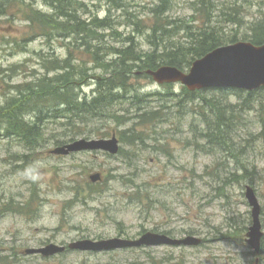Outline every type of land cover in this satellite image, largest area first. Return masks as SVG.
<instances>
[{
	"label": "rangeland",
	"instance_id": "rangeland-1",
	"mask_svg": "<svg viewBox=\"0 0 264 264\" xmlns=\"http://www.w3.org/2000/svg\"><path fill=\"white\" fill-rule=\"evenodd\" d=\"M78 1L86 12L82 14L83 19L87 20L92 16L98 19L109 17L114 25L113 30L120 34V37L110 36V30L101 31L100 33L105 35L104 47L125 46L122 40L132 36L139 48H151L145 41L148 30L139 35L134 28L151 25V14L148 10L160 0H124L123 3L127 6L125 12L110 10L105 0ZM196 2L197 0H168L170 10L165 15L173 22L177 20L176 24L191 22L190 25L196 29L203 24V20L191 9L192 4ZM218 2L222 3L221 6H228L232 0ZM43 3L36 0L34 8L38 11H49ZM239 5L244 9L242 16L238 17L243 19V22L240 21L241 27L234 23H218L219 19H215L217 16L214 15L218 14L216 11L212 14L210 29L223 26L219 34L223 32L229 37L236 31L239 41H242L251 23L264 17V0L240 1ZM134 17L140 19L139 26L131 22L136 21ZM10 21L11 30L7 33L17 40L18 45H12V49H9L10 46H3L0 39V46L3 47L0 49V72L3 70L0 73V86L2 80L13 85L39 77L43 74L39 67L40 58L52 54L64 57L65 52L60 42L67 44L66 40L58 39L49 47L42 37H37L27 43L22 51L20 47L23 44L20 39L23 32L29 33V29L24 21ZM0 33L5 34L1 30ZM173 35L181 37L184 33L178 29ZM12 65H23L24 68H17L12 74L7 72ZM188 69L184 71L187 73ZM97 73L95 72L94 76ZM135 83L132 84L141 96L156 93L166 96L169 91L168 88L146 79ZM94 84L95 80H89L82 93L91 97ZM171 86L176 95L181 92V86L178 84ZM4 87H0V108L7 99V96L1 93ZM204 91L205 97L221 98L218 91ZM148 99L151 103L149 105L155 108L153 110H157L159 103L155 96ZM234 103V97H230L229 100H221L219 106L222 108ZM26 104L29 106L24 113L27 118L34 105L29 102ZM167 104L172 106V103ZM175 112L171 107L165 114L167 121L141 130L143 134L150 136L142 143H120L121 154L116 156L109 157L100 151L56 156L50 154L51 149L63 145H56L52 140L47 141L35 155H31L21 150L13 141L0 142V212L9 200L16 204H26L32 199L33 193L35 200L30 202L29 209L31 207L36 213L31 219L11 212L0 214V264H145L148 256L158 263L169 258L168 263L164 262L166 264H255L256 261V264H264V251L256 257L244 241L247 229L251 226V219L250 208L243 196L244 185L255 189L261 207L260 219L264 233V155L256 145L248 152L251 154H241L244 157L240 159L243 165L247 166L248 170L253 166L262 179L252 178L240 185L230 184L225 189L227 198H220L214 190L218 183L210 179V174L216 171L221 177H231L232 173L240 175L242 172L233 166L231 160H226L221 150L216 148L203 153L199 149L202 141L195 137L193 130L201 126L193 119L195 111L181 118ZM241 115L245 122L234 129L233 142L243 141L247 131L257 132L256 113ZM193 123L195 125H192ZM99 124L95 125L101 127ZM134 124H137L136 121L116 127L110 125L107 132L109 137L105 139H109L111 134L118 138V133L129 131ZM47 127L48 135L60 133L58 124H50ZM102 131L106 132L107 129ZM89 139L98 138L91 136ZM240 145L237 144V147ZM16 154L14 159L12 156ZM23 155L25 158L21 157ZM220 162L227 167L219 166ZM95 174L101 175L99 183L102 186L99 188L100 194L90 196L87 192L89 176ZM237 227L238 232L235 231ZM148 230L159 233L168 231L178 238L183 237L187 231H192L193 236L206 242L196 248L184 249L161 246L103 254L67 252L50 259L25 255L26 250L38 248L46 241L67 245L79 238H137L141 232ZM225 234L227 236L223 237Z\"/></svg>",
	"mask_w": 264,
	"mask_h": 264
},
{
	"label": "trees",
	"instance_id": "trees-1",
	"mask_svg": "<svg viewBox=\"0 0 264 264\" xmlns=\"http://www.w3.org/2000/svg\"><path fill=\"white\" fill-rule=\"evenodd\" d=\"M35 1L0 0V30L5 33H0L2 45L10 46L9 49H12V45H18L17 40L11 38L7 32L11 30L10 19H19L24 21L29 29V35L21 33L22 51L25 50L27 43L42 37L49 47L58 39L66 40L67 44L60 42L65 54L64 57L55 54L41 57L39 67L43 74L25 83L11 85L2 80L1 86L5 87L1 93L7 96V99L0 108V142L13 141L21 150L35 155L47 141L52 140L56 145H63L74 142L79 137L108 138L110 125L116 127L136 121L137 124H134L129 131L118 133V139L120 143L127 145L136 141L142 143L150 136L143 134L141 130L150 129L167 121L166 111L172 107L180 118L195 111L193 119L201 126L193 130L195 137L202 141L199 149L203 153L211 152L216 148L221 150L226 160H231L233 166L242 172L240 175L232 173L231 177L229 175L221 177L216 171L211 173L210 179L218 183L214 189L217 196L227 198L225 189L230 184L240 185L243 182L247 183V179H262L253 166L250 165L251 170H248L240 159L244 158L241 154L244 156L251 154L248 152H251L253 145L258 146L264 155V89L260 88L248 93L227 89L213 90L221 94V98L215 99L203 96V91L188 92L184 87H181V92L176 95L171 90V85L165 86L169 89L166 96H161L159 93L141 96L132 84L142 79L150 80V77L145 75V71H153L165 65L184 71L193 61L212 50L238 42L236 31L233 36L226 37L223 32L219 34L223 26L210 29V20L212 14L217 11L218 14L214 15L217 16L215 19H219L218 23L232 25L234 23L241 27L240 21L243 22V19L238 17L242 16L244 9L239 2L251 0H232L228 6H225L226 4L221 6L219 0H197L192 4L191 9L194 14L199 15L203 24L196 29L190 25L191 22L176 24L177 20L174 23L167 18L165 13L170 10V5L168 0H160L148 10L151 14V25L139 26L140 19L136 17H134L136 21L131 20L134 25L140 27L134 28L137 34L140 35L148 30L145 40L151 47L148 50L139 48L132 36L122 40L125 46L104 47L105 35L100 33L101 31L110 30V36L120 37V34L113 30L114 25L109 17L98 19L92 16L87 20L83 19L82 14L86 12L78 0H41L48 7L49 11L45 12L34 8ZM105 1L110 10L125 12L127 6L123 3L124 0ZM220 6L221 8H218ZM178 29L184 33V36L174 37L173 34ZM243 36V42L248 41L254 46L264 45V17L252 22L248 33ZM179 38L186 40L180 41ZM0 49L2 50L3 47L0 46ZM17 68L24 66L12 65L7 72L13 74ZM95 72L98 73L94 76ZM89 80H95L91 97L82 93ZM154 96L159 103L155 111L153 110L155 108L149 105L151 103L148 99ZM230 97H234L235 103L221 108L219 106L221 100L224 101L225 98L229 100ZM27 102L34 106L31 108L32 113L26 118L24 113L29 107ZM167 103H172V106H168ZM249 112L256 113L257 132L247 131L243 141L238 140L234 143V129L245 122L241 114ZM97 123H100L101 127L96 126ZM50 124H58L60 133L48 135L46 129ZM102 129L107 131L104 132ZM239 143L241 145L237 147ZM195 146L197 147L196 144ZM16 156L17 154L12 157L15 159ZM21 157L25 158L24 155ZM218 165L227 167L221 162ZM100 186L102 185L88 183V194L90 196L100 194ZM31 195L32 199L26 204H16L13 200H9L0 214L11 212L31 219L35 213L31 207L29 209L30 202L35 200L34 194ZM228 225L232 227L231 224ZM235 231L238 232V227ZM164 233L171 234L168 231ZM193 234L192 231L186 232V235ZM261 247L262 253L264 238ZM169 261L170 259L166 258L165 261L161 260L158 263L148 256L145 264H166Z\"/></svg>",
	"mask_w": 264,
	"mask_h": 264
},
{
	"label": "water",
	"instance_id": "water-1",
	"mask_svg": "<svg viewBox=\"0 0 264 264\" xmlns=\"http://www.w3.org/2000/svg\"><path fill=\"white\" fill-rule=\"evenodd\" d=\"M152 81L158 85L181 84L188 91H201L205 89H239L253 91L264 88V45L253 46L249 42H237L233 45H226L216 48L211 53L194 61L189 71L184 73L174 67L165 66L156 70L146 71ZM104 151L109 155H115L118 150V140L114 134L109 139L98 140H76L73 143L63 145L52 151L59 155H68L75 152ZM100 175L90 176V181H99ZM245 199L251 207L252 227L246 234V243L255 253L260 252V242L263 237L261 232L260 205L256 199L254 190L249 186L245 187ZM200 243L198 238L190 236L184 239H170L163 234L152 232L145 233L136 241L114 238L110 240L92 241L78 240L69 245L70 249L81 251H114V249H126L149 246H196ZM63 247L49 245L44 249L28 250L27 254L41 253L43 256H50L60 253Z\"/></svg>",
	"mask_w": 264,
	"mask_h": 264
},
{
	"label": "flooded vegetation",
	"instance_id": "flooded-vegetation-1",
	"mask_svg": "<svg viewBox=\"0 0 264 264\" xmlns=\"http://www.w3.org/2000/svg\"><path fill=\"white\" fill-rule=\"evenodd\" d=\"M117 237H120V238H124V237H122V236H117ZM49 243H52V244H55V243H53L52 241H46V242H44L43 244H42V247H44V246H46L47 244H49ZM61 245H64V244H61ZM65 253H67V252H64L63 254H65ZM34 256H40V255H38V254H33ZM28 256V255H27ZM42 259H44V258H42Z\"/></svg>",
	"mask_w": 264,
	"mask_h": 264
},
{
	"label": "bare ground",
	"instance_id": "bare-ground-1",
	"mask_svg": "<svg viewBox=\"0 0 264 264\" xmlns=\"http://www.w3.org/2000/svg\"><path fill=\"white\" fill-rule=\"evenodd\" d=\"M161 67H164V66H161ZM160 68V67H159ZM154 70H156V69H154ZM149 71H152V70H149ZM146 72V71H145ZM153 72V71H152ZM236 135V134H235Z\"/></svg>",
	"mask_w": 264,
	"mask_h": 264
}]
</instances>
